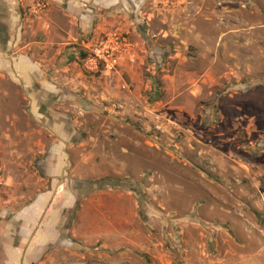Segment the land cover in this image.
<instances>
[{"label":"rangeland","instance_id":"374dc122","mask_svg":"<svg viewBox=\"0 0 264 264\" xmlns=\"http://www.w3.org/2000/svg\"><path fill=\"white\" fill-rule=\"evenodd\" d=\"M56 2L12 6L24 43L53 9L63 57L46 88L0 56V226L57 195L82 264H264V0Z\"/></svg>","mask_w":264,"mask_h":264},{"label":"crops","instance_id":"0c3cea01","mask_svg":"<svg viewBox=\"0 0 264 264\" xmlns=\"http://www.w3.org/2000/svg\"><path fill=\"white\" fill-rule=\"evenodd\" d=\"M33 1L0 0V56L5 57L6 52L11 48L20 46L22 50L20 53L24 54L18 57H24L22 58L24 61H17L11 71L28 85L38 84L48 88L51 85L45 82L44 70L40 71L39 65L34 60L48 63L47 52H53L56 53L55 56L50 57H59V60L54 62L61 63L63 50L59 47L62 45L59 41H62V36L58 32L60 30L58 23L51 20L50 15L54 12L52 9L51 13L49 11L40 22L39 30L42 38L39 36L36 40L27 43L20 41V36L24 33L23 30L20 32L21 27L16 28V15L12 6L16 3L29 6ZM52 1L60 4V0ZM78 20L81 31H85L88 23L80 17ZM21 43L24 46H21ZM40 57L42 60H37ZM43 68H46L45 65ZM57 198V195L51 200L49 196L41 197L40 201L30 208V214H23L11 222L6 229L0 226V264H82L79 258L80 247L75 240L76 235L72 228L71 231H67L71 235L67 236L64 232V220L67 218L65 202L63 200L60 203ZM62 208H65L63 212ZM119 223L121 224L120 221L117 222Z\"/></svg>","mask_w":264,"mask_h":264},{"label":"built area","instance_id":"2783aa9c","mask_svg":"<svg viewBox=\"0 0 264 264\" xmlns=\"http://www.w3.org/2000/svg\"><path fill=\"white\" fill-rule=\"evenodd\" d=\"M44 6L40 4L35 5V9L31 7L30 13L36 14L42 12ZM118 40L104 39L98 46L90 51V56L85 60L93 69H96L97 65L101 66L102 69L109 71L116 66V60L120 54V48L118 47Z\"/></svg>","mask_w":264,"mask_h":264},{"label":"trees","instance_id":"16d2710c","mask_svg":"<svg viewBox=\"0 0 264 264\" xmlns=\"http://www.w3.org/2000/svg\"><path fill=\"white\" fill-rule=\"evenodd\" d=\"M78 57L80 58L81 61H83V60L86 58V54L80 52V53H78ZM106 181H107L106 185L98 184V185L95 186V189L97 190V189H101V188H105V189H106V188H107V189H109V188H113L112 185H108V182L110 183V182H112V181H109V180H106ZM102 182H103V181H102ZM97 186H98V187H97Z\"/></svg>","mask_w":264,"mask_h":264}]
</instances>
